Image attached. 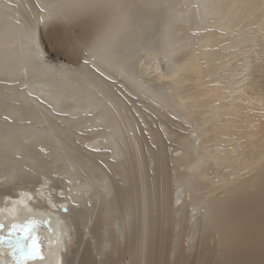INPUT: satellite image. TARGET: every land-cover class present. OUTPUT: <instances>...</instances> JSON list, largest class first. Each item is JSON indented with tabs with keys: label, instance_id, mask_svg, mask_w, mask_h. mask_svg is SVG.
<instances>
[{
	"label": "bare ground",
	"instance_id": "obj_1",
	"mask_svg": "<svg viewBox=\"0 0 264 264\" xmlns=\"http://www.w3.org/2000/svg\"><path fill=\"white\" fill-rule=\"evenodd\" d=\"M41 25L76 65L46 56ZM150 28L156 48L139 44ZM263 38L264 0H0V236L40 219L51 259L76 240L83 264H264Z\"/></svg>",
	"mask_w": 264,
	"mask_h": 264
},
{
	"label": "rangeland",
	"instance_id": "obj_2",
	"mask_svg": "<svg viewBox=\"0 0 264 264\" xmlns=\"http://www.w3.org/2000/svg\"><path fill=\"white\" fill-rule=\"evenodd\" d=\"M47 2V1H46ZM163 7H166V6H162L161 5V3L158 5V6H156L155 7V9H154V11H151L150 10V8H149V10H150V12L149 13H151L150 14V16H151V18H156V16L155 15H160L161 13L159 12V10L160 9H162ZM148 10V9H147ZM79 21V20H78ZM76 22L74 25H73V32L75 33V34H79V32H81L82 31V29H83V27L82 26H84V23L82 22ZM139 23V26L141 27V25L143 24V23H146V22H138ZM80 24H82V25H80ZM148 26H150V24H147ZM56 26H58V24H56ZM52 28H53V25H46V26H43V25H41L40 26V44L42 45V50L43 51H45L46 52V56H48L49 58H51V59H55L56 61H60V62H65V63H69L70 65H76V63L77 62H74V60H73V57H72V55H69V54H67V53H65L66 51H62V45H61V38H59L57 35H55V33H54V31L52 30ZM156 28H150L148 31H147V35H145L146 34V32L144 33V37H140L139 36V38H140V41L141 42H139V44L140 43H142V42H148V43H150L149 45L151 46V47H155V45H154V43H152V41H150L151 40V37H153V35H154V33L156 32ZM50 33H52L53 35H51V36H48L47 34H50ZM141 31H140V34L139 35H141ZM131 43L132 42H134V39L132 38L131 40ZM130 41H129V43H130ZM51 42H55V45L54 44H52ZM143 47H147V46H145V45H142V48ZM122 48H123V46H122ZM121 48V49H122ZM156 48V47H155ZM121 49H119V50H121ZM137 49H140V45L138 46V48ZM260 51L261 52H263V54H262V57H261V62L263 63V67H264V38L262 39V46H261V49H260ZM47 57V58H48ZM80 61H82V58H80ZM263 75H264V73H263ZM13 91H15L14 89H8L7 90V92H9V93H11V92H13ZM258 91H260V93L262 94V96L264 97V81H263V83H262V86H260L259 87V89H258ZM6 96V94H4V95H2V98H4ZM13 96L14 95H12L11 96V94H10V96H8L10 99V101H11V99H13ZM13 101H14V99H13ZM244 109V108H243ZM253 109V108H252ZM254 110V109H253ZM231 115H232V120H234L235 122H239V118H241V114L240 113H237L236 112V110L235 109H233V111L231 112ZM4 118H6V119H9V118H7V117H5V116H3ZM12 119H10V121H11ZM96 128H99V125L98 126H95ZM216 128H217V126H216ZM171 144V143H170ZM207 144H208V150L210 151L211 150V146L214 144V141L211 139V140H209V141H207ZM76 148H78V147H76ZM89 150H93V149H91V148H88ZM102 149H104V147H101V148H97V149H95L94 151H98V150H102ZM78 151V153L76 152V150H74V151H72V150H68L69 152H70V154L74 157V159H77L78 161H80L79 159H80V149L78 148L77 149ZM168 150L169 151H171L172 150V147L170 146L169 148H168ZM25 151H27V156L28 157H30V158H36V159H39L40 161H41V163L40 164H42V161L44 160L43 159V157L42 156H36L35 155V153L33 152V149L30 147V145H27V144H25ZM72 151V152H71ZM33 154H32V153ZM54 165L56 166L57 164H55L54 163ZM65 165H67V163L65 162ZM208 168V166H205V167H203V169L199 172V176H203V174H204V171L206 170ZM119 169V168H118ZM56 169L55 168H53V166H48V167H46L45 169H42L41 171H38L39 172V174L37 175V174H35V176H34V174H33V177H27V176H25V177H23L21 180H15L14 181V183H13V185H15V186H19V187H27V191H33L32 190V187L34 186V184H36V182L38 181L39 182V180H40V178H41V175L42 174H49V173H51V171H55ZM22 171H24V170H22ZM84 172H87L88 174H91V172H90V169H84L83 170ZM117 171H119V170H117ZM118 173H120V172H118ZM121 174H124V173H121ZM38 177H37V176ZM109 175L110 176H112L113 174L112 173H109ZM125 176H116V175H114V178H116L117 180H118V185H119V193H116V195L117 196H120V195H123V196H126L125 194H127V195H133L132 194V192L135 194V187H134V184H135V181H134V179H135V177H133V178H130V179H132V180H128L126 177L124 178ZM26 178H29V179H26ZM32 178V179H31ZM39 178V179H38ZM119 178V179H118ZM29 180V181H28ZM61 180H63V179H61ZM64 181V180H63ZM130 181H131V184H129L130 183ZM136 181H137V179H136ZM105 182V181H104ZM25 183V184H24ZM22 185V186H21ZM31 185V186H30ZM18 187V188H19ZM134 187V188H133ZM207 187H209V185L207 184ZM137 189V188H136ZM36 190H37V188H36ZM132 190H134V191H132ZM208 190V188H206L205 187V189H204V187H201V188H199L197 191H196V193L194 194V197L195 198H197V199H199V198H201V200H204V198H205V195H206V191ZM130 192V193H129ZM129 193V194H128ZM140 193V192H139ZM12 194L13 195H16V192H12ZM7 196H12V195H7ZM121 197V196H120ZM8 198V197H7ZM6 200H8V199H6ZM119 207V206H118ZM94 215H95V213H94ZM115 215V214H114ZM123 215H124V211H123V208H121L120 210H118V214H116L115 216L117 217V221H119V223H121V226H122V223H123ZM86 217V216H85ZM87 218V217H86ZM40 219H35L34 221H31L30 223H28V222H24V223H19V222H12L11 223V225H8L7 227H5V230H4V232L3 233H6V238L7 239H9L10 240V247H11V249H10V251L8 252V253H6V255L8 256V258H9V260H10V257H11V260L7 263V264H12V263H14V261H13V259H12V256L11 255H9V253H11L12 252V250H13V247H14V245H15V242L17 241V240H19L20 241V243L21 244H23V245H25V252H27V250H28V248H27V245H29L30 243H31V241H32V238L33 237H35L36 238V241H37V244H38V252H39V256H42L43 258L41 259V258H39V257H37V258H35V259H30V260H27L26 262H25V264H80V263H82L83 262V256L81 257L80 255L78 256V252L77 251H74V249H77L78 250V246H77V244H76V240L74 241V243H73V245L71 246V248H68V250H67V252H66V254L67 255H65L66 257H62V258H58L57 260L56 259H51L52 258V255H53V253H48V250H47V241H48V239H47V237H46V231L47 230H43L42 228H40L39 226H38V224H36L38 221H39ZM93 220H94V218H93ZM86 221V220H85ZM40 223H44V222H41V221H39ZM95 222H98V223H100L99 221H95ZM45 224V223H44ZM0 225H3L2 224V222L0 221ZM13 225H17V226H19L18 227V229H16V230H13V228H12V226ZM81 225V224H80ZM80 225H79V228H81L80 227ZM102 227V228H99V238H100V240L101 241H103L104 239H105V236H106V234H103L104 232H106L107 230L106 229H109L106 225H104V223H102V226L100 225V224H98V227ZM4 228V227H3ZM50 228V227H49ZM48 228V229H49ZM85 228H83V230H84ZM133 229V228H132ZM165 229H167L168 230V228H167V226L166 225H164V228H161V230L162 231H166ZM0 230H2L1 228H0ZM134 230V229H133ZM86 231V230H85ZM100 233H102V234H100ZM134 236H135V238L136 239H139V238H141L142 236H141V232H140V230H139V227H137L136 229H135V231H134ZM25 236H27V239H25L24 237ZM79 239L82 241V249H83V246H85V247H87L88 246V248H89V253L90 254H92L93 256H94V247H95V242H94V240L93 239H90L89 237H79ZM92 241V242H91ZM123 242V241H122ZM84 243H86V245H84ZM97 243H98V241H97ZM161 243V246H162V248H163V250H164V254H163V256L165 257V258H167V256L168 255H170L171 256V254L169 253V251H168V244L170 243H167V241L166 240H164V241H162V242H160ZM97 245V244H96ZM7 249H8V247L7 246H5ZM6 249V250H7ZM50 249H51V246H50ZM74 251V252H73ZM84 249L82 250V254L84 253ZM50 252H51V250H50ZM167 252V253H166ZM64 254H65V252H63ZM193 252H188V253H186V256H187V260L189 261V263L190 264H195L194 263V260H193V254H192ZM75 256H76V258H75ZM121 258L123 257V255H121L120 256ZM128 257V256H127ZM116 258H119V257H116ZM164 258V259H165ZM168 258H169V260H171V257H169L168 256ZM167 258V259H168ZM55 260V261H54ZM109 260V259H108ZM83 264V263H82Z\"/></svg>",
	"mask_w": 264,
	"mask_h": 264
},
{
	"label": "snow or ice",
	"instance_id": "obj_3",
	"mask_svg": "<svg viewBox=\"0 0 264 264\" xmlns=\"http://www.w3.org/2000/svg\"><path fill=\"white\" fill-rule=\"evenodd\" d=\"M0 227H2V225H0ZM18 227L19 226L17 225L12 226L13 230L18 229ZM24 238L27 239V236ZM2 242V239H0V243ZM27 248L28 250L25 252V245L21 244L19 240L15 242L12 252L9 253V255L12 256L14 264H25L27 260L35 259L37 257L41 259L43 258L42 256H39L38 244L35 237L32 238V241L27 245Z\"/></svg>",
	"mask_w": 264,
	"mask_h": 264
},
{
	"label": "water",
	"instance_id": "obj_4",
	"mask_svg": "<svg viewBox=\"0 0 264 264\" xmlns=\"http://www.w3.org/2000/svg\"><path fill=\"white\" fill-rule=\"evenodd\" d=\"M61 210L62 211H65V208H61ZM36 224H38V226L40 227V228H42L43 230H46L47 229V226L46 225H44V224H42V223H40L39 221L36 223ZM0 239H2V244L3 245H5V246H7V247H10V240L9 239H7V238H2L1 236H0Z\"/></svg>",
	"mask_w": 264,
	"mask_h": 264
},
{
	"label": "trees",
	"instance_id": "obj_5",
	"mask_svg": "<svg viewBox=\"0 0 264 264\" xmlns=\"http://www.w3.org/2000/svg\"><path fill=\"white\" fill-rule=\"evenodd\" d=\"M12 264H14V263H12Z\"/></svg>",
	"mask_w": 264,
	"mask_h": 264
}]
</instances>
